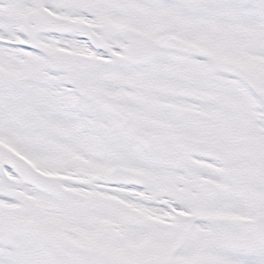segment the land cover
<instances>
[{
	"label": "snow or ice",
	"instance_id": "snow-or-ice-1",
	"mask_svg": "<svg viewBox=\"0 0 264 264\" xmlns=\"http://www.w3.org/2000/svg\"><path fill=\"white\" fill-rule=\"evenodd\" d=\"M0 264H264V0H0Z\"/></svg>",
	"mask_w": 264,
	"mask_h": 264
}]
</instances>
